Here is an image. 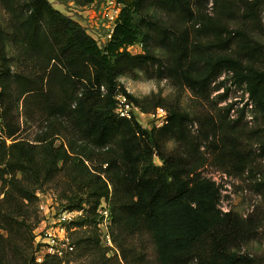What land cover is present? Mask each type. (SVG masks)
I'll list each match as a JSON object with an SVG mask.
<instances>
[{
	"label": "trees",
	"instance_id": "trees-1",
	"mask_svg": "<svg viewBox=\"0 0 264 264\" xmlns=\"http://www.w3.org/2000/svg\"><path fill=\"white\" fill-rule=\"evenodd\" d=\"M0 1L13 21L12 33L0 25V180L4 187L9 185L0 202L5 209L35 203L36 190L57 173L60 162L76 160L89 168L88 160L90 195L68 206L84 208L82 224L98 223V206L107 199L112 222L121 232L130 235L140 227L149 231L160 264H263L237 247L249 228L232 212H223L221 186L199 171L207 158H195L204 146L218 153V165L229 173H251L258 161H264V70L248 62L261 51L245 32H238L243 37L238 49L232 35L224 36L232 33L221 21L235 18L232 1L116 0L122 4L119 19L103 45L50 0ZM241 1L259 16L264 0ZM210 2L217 9L216 17L206 11ZM209 37L216 38L212 45L222 44L229 53L212 54L202 40ZM13 40L21 41L26 57L37 64L33 71H14L9 55ZM136 44L142 45V52L127 49ZM158 49L164 56L158 55ZM149 64L175 84L201 93L222 72L230 73L235 85L248 93L256 121L261 122L242 123L247 103L231 126L221 128L219 144L215 134L209 140L207 132L206 143L192 133L188 126L192 116L179 107H169L168 122L161 127H144L137 117L118 116V94L150 112L119 80L126 71ZM21 102L51 120L38 143L17 138L20 124L14 110ZM161 105L158 101L154 108ZM67 118L74 120L82 150L76 145L55 146L62 126L68 127ZM170 139L184 143L186 149L169 150ZM17 173L22 177L17 178ZM260 173L263 189L264 165ZM33 244L36 264L50 260L63 264L54 256L38 262L35 240Z\"/></svg>",
	"mask_w": 264,
	"mask_h": 264
},
{
	"label": "rangeland",
	"instance_id": "rangeland-1",
	"mask_svg": "<svg viewBox=\"0 0 264 264\" xmlns=\"http://www.w3.org/2000/svg\"><path fill=\"white\" fill-rule=\"evenodd\" d=\"M50 1L55 8L81 23L100 45L109 40L106 33L110 24L105 17L107 8H109L107 0H96L93 3H87V0ZM231 1L235 18L224 17L221 20L232 31L224 36L229 38V35H232L234 48L238 49L243 40L238 32L249 34L254 40L253 44L260 48L261 53L248 62L264 70V3L260 7L259 16L256 17L241 0ZM193 2L195 3V0ZM206 11L211 16H217V9L214 8L213 2L208 4ZM0 25L12 33L11 13L1 1ZM186 25L192 28L190 22ZM202 40L203 44L208 45V49L212 50V54L229 53L227 47L222 44L212 45L217 42L216 38L209 37L202 38ZM20 42L13 40L9 46V55L12 58L15 72L28 73L33 71L37 64L26 57ZM133 52H142L141 45H135ZM158 55L164 56V53L158 49ZM119 80L130 94L150 108V112L157 110L154 105L158 101L163 103L158 108H163L167 112L170 106L179 107L188 112L192 116V121L188 123L189 128L192 133L200 134L206 143L208 141L205 134L209 132V140L215 134V142L221 144V128L231 126L232 120L238 116L240 109L247 103L242 123L254 126L257 122L258 124L261 122L260 118L256 121L257 111L253 108L246 90L235 85L231 74L226 71L215 78L204 93L186 85L175 84L166 75L158 74L157 66L153 64L139 70H128L119 77ZM131 102L136 104L134 101ZM140 109L142 111L141 107ZM14 111L20 124L18 140L38 143L39 137L47 130L51 120L42 115L40 111L23 105L22 102ZM144 114V116L138 115L141 124L144 127H153L154 121L148 115L149 112H144ZM2 124L0 119V128ZM65 125L68 127L62 126L60 133L54 138L55 146L65 144L68 148L76 145L75 149H77L83 142L77 137L78 130L74 120L67 118ZM12 141L11 138L7 139V144L9 145ZM45 145L46 143L43 146ZM185 147L184 143L176 142L175 139L167 142L169 150L181 151L185 150ZM79 149L82 150V147L80 146ZM201 156H205L207 160L199 171L221 186V209L223 212H232L234 217L241 218L249 228L247 236L238 242L237 247L242 252L257 257L264 264V188L259 186L262 176L260 171L264 161H258L251 173L248 170L243 173H229L218 165V153L210 149L205 150L202 146L201 151L196 152L195 158ZM155 162L161 163L157 157ZM85 164L92 171V163L86 160ZM59 166L61 168L57 173L50 177L43 187L36 190L35 203L25 207L16 205L7 210L5 204L0 202V264H36L33 259V241L42 221L40 203L46 208L53 207L54 210L60 212L68 208L70 204H75L78 199L89 197L90 188L87 184L90 177L89 168L76 160L66 165L60 162ZM6 177L10 179L12 175H6ZM21 177V173H17V178ZM32 181L35 183L36 179L32 178ZM8 189L9 185L4 187L0 180V200L4 199ZM82 218L79 217L69 226V232L73 242H76V248L68 255L66 264H160L153 239L145 227H140L130 235H126L112 223L110 231L113 237V247H104L99 240L98 223L89 220L82 224ZM98 219L99 216H97ZM47 264L61 263L50 260Z\"/></svg>",
	"mask_w": 264,
	"mask_h": 264
},
{
	"label": "built area",
	"instance_id": "built-area-1",
	"mask_svg": "<svg viewBox=\"0 0 264 264\" xmlns=\"http://www.w3.org/2000/svg\"><path fill=\"white\" fill-rule=\"evenodd\" d=\"M109 8H107L105 17L109 20V28L107 30V39H110L114 28L119 19L122 4L116 0H107ZM138 45V44H136ZM141 45V44H139ZM130 45L127 49L133 52V47ZM142 47V45H141ZM0 73H1V59H0ZM1 91V86H0ZM117 106L115 112L122 118L132 119L138 115L144 116L143 110L140 111V107L131 102L124 94L117 95ZM140 109V110H139ZM153 125L161 127L168 122V112L163 108H157L153 112H149ZM1 119V118H0ZM2 120V119H1ZM141 122V120H140ZM85 207H88L85 205ZM39 209L42 215V221L39 225V230L36 233L35 245H36V260L41 262L46 256H54L63 260V264H66L68 255L75 251L76 244L73 242L69 226L75 222L79 217L85 216V210L82 209H63L57 212L52 207H45L44 204H39ZM98 230L101 244L104 247H113V237L110 231L112 222V215L109 207V201L102 199L98 206Z\"/></svg>",
	"mask_w": 264,
	"mask_h": 264
}]
</instances>
